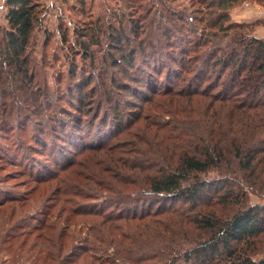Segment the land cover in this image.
Returning <instances> with one entry per match:
<instances>
[{"label":"trees","instance_id":"1","mask_svg":"<svg viewBox=\"0 0 264 264\" xmlns=\"http://www.w3.org/2000/svg\"><path fill=\"white\" fill-rule=\"evenodd\" d=\"M125 1L132 12L113 17L117 24L101 17L74 24L80 52L63 27L71 55L65 87L39 90L30 46L46 5L5 1L0 100L7 109L12 88L16 96L29 86L39 108L54 114L38 121L37 155L22 152L25 172L51 191L38 224L22 223V200L0 187V259L264 264L254 251L264 202L250 200V193L264 200V37L251 32L264 20L230 17L238 4L264 0H198L203 10L164 14L148 0ZM150 26L160 45L142 41ZM0 157L9 161L5 151ZM215 170L217 178L203 177Z\"/></svg>","mask_w":264,"mask_h":264},{"label":"rangeland","instance_id":"2","mask_svg":"<svg viewBox=\"0 0 264 264\" xmlns=\"http://www.w3.org/2000/svg\"><path fill=\"white\" fill-rule=\"evenodd\" d=\"M6 0H0V27L6 26L7 21L5 14L7 8L5 5ZM46 5L44 14V25L42 28H38L33 35L32 43L30 46V52L33 59V63L38 77L32 86H36L34 89H38L37 86L48 85L50 88H56L60 86L62 89L65 87V80L68 70V62L71 59L70 53H68L69 44L63 42L61 30L63 27L69 28V42L74 44L76 50H79L78 37L73 34V26L75 23L80 24L79 21L87 20L93 17L107 18L109 22L117 24V20L120 19L124 12L131 11V2L127 3L125 0H43ZM148 6L156 5L159 12L169 8H174L180 12L184 10L192 13L198 8L205 6L204 3H199L198 0H148L146 3ZM166 13V12H165ZM121 14V15H120ZM230 17L233 21L237 22H255L256 20H264V4L256 1H245L230 9ZM62 23V28H61ZM199 30H201L199 28ZM130 33L131 30H128ZM251 32L257 36L264 37V25H255ZM132 33V32H131ZM185 30L183 31V34ZM159 30L156 26H150V29L145 27V32L142 34V41L145 45H160L158 41ZM182 34V35H183ZM180 35V34H179ZM139 39V38H138ZM136 43L134 39H131ZM76 62L85 64L86 59L81 58V55L74 56ZM74 59V61H75ZM65 71V72H64ZM63 74V75H62ZM8 81L11 83L10 78ZM59 81L62 83L60 84ZM15 86L19 87L17 83ZM26 90V92H25ZM28 90V92H27ZM9 92V91H8ZM17 92V90H16ZM18 95H14L15 88L11 90V94L14 97H8L7 109L0 100V120L5 119L2 123L5 124V130L0 131L3 136L0 135V152L5 151L9 156V161H4L0 157V187L6 190L11 195L16 196L20 200L21 205H17L18 214L26 216L22 223L38 224V220L33 218L39 217V212L46 204L48 196L51 191L49 190V184H39V178L33 177L31 174L25 172V162L23 161L22 152L25 151L28 154H36L35 150L31 147L39 145L35 142L34 138H39V120H46V115H53V108H39V94L38 100L33 99V91L29 86H24L23 90L19 91ZM26 95V97H25ZM1 98V95H0ZM31 100V101H30ZM57 101H54L55 104ZM36 104L38 109L34 114L32 111L26 109L28 105L33 107ZM53 107V106H52ZM57 108V107H56ZM28 110V111H27ZM22 121V126L18 127V120ZM29 117V118H28ZM24 118V119H22ZM46 123L48 120L45 121ZM22 145L24 147H22ZM39 153V149L37 150ZM4 153V152H2ZM37 155V154H36ZM39 156V155H38ZM5 158V157H4ZM43 158V157H42ZM46 162H50L49 159L44 157ZM19 160L14 162L13 160ZM33 158L29 157L28 161ZM39 163V161H38ZM50 164V163H48ZM51 165V164H50ZM218 171H210L209 174H204L205 178H217ZM51 186H56L57 183L52 181ZM251 202H264L261 201L260 196L254 193H250ZM103 201L101 198L99 202ZM56 209V208H55ZM20 212V213H19ZM13 217V220L21 218L22 216ZM11 221V220H10ZM255 256L258 258L264 257V235H262L255 246ZM6 255L1 256L0 264H13L11 259H4ZM9 256V255H8ZM21 264L22 261L17 262ZM16 264V263H15Z\"/></svg>","mask_w":264,"mask_h":264}]
</instances>
